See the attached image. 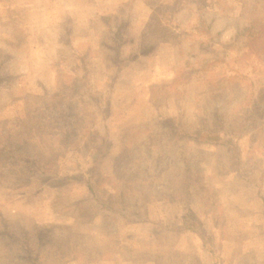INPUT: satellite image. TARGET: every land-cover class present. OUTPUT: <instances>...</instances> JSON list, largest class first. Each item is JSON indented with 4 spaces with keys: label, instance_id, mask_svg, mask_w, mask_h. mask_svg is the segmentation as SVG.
I'll return each instance as SVG.
<instances>
[{
    "label": "rangeland",
    "instance_id": "rangeland-1",
    "mask_svg": "<svg viewBox=\"0 0 264 264\" xmlns=\"http://www.w3.org/2000/svg\"><path fill=\"white\" fill-rule=\"evenodd\" d=\"M0 264H264V0H0Z\"/></svg>",
    "mask_w": 264,
    "mask_h": 264
},
{
    "label": "trees",
    "instance_id": "trees-1",
    "mask_svg": "<svg viewBox=\"0 0 264 264\" xmlns=\"http://www.w3.org/2000/svg\"><path fill=\"white\" fill-rule=\"evenodd\" d=\"M205 15V14H204ZM258 20L257 19H251L250 20V24H248L249 26H247V28L249 29V30H253L254 32H256L257 30H258V28L256 27V26H259V25H261V24H259L258 22H257ZM204 26L205 27H207L209 30H210V32L212 31V29H213V26H212V23L211 22H208V21H206V19H204ZM251 25V26H250ZM243 29V28H242ZM241 29V30H242ZM248 29H244V31H248ZM224 128L223 129H221V131L220 132H218V133H216V134H214L212 137H208V138H206V139H208V140H206V141H209L210 143H212V144H220V142L221 141H227V138H225V139H222V140H220V138L222 137V134H227V130L225 129V128H227V127H225V126H223ZM229 131V130H228ZM23 139H22V137H21V133H20V136H18L17 137V139L15 140V142H14V145H16L17 147H18V149L21 151H28V148H29V144L27 143V141H22ZM24 155H26V154H24ZM29 171H32L30 168H29Z\"/></svg>",
    "mask_w": 264,
    "mask_h": 264
}]
</instances>
